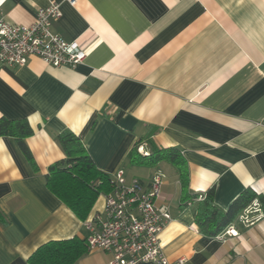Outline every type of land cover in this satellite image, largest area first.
Here are the masks:
<instances>
[{
    "label": "crops",
    "instance_id": "crops-1",
    "mask_svg": "<svg viewBox=\"0 0 264 264\" xmlns=\"http://www.w3.org/2000/svg\"><path fill=\"white\" fill-rule=\"evenodd\" d=\"M51 2L61 10L53 30L87 56L74 67L30 57L0 70V117L28 121L35 162L13 136H0V264H31L43 243L87 235L45 185L48 166L65 157L57 140L65 129L110 176L123 168L131 179L127 165L150 167L133 176L144 181L163 175L157 204L171 220L159 238L169 260L264 264V208L252 225L237 217L231 236H207L195 222L197 200L181 206L174 165L127 159L150 136L181 150L188 189L199 198L213 187L214 203L226 210L245 189L264 196V0H0V16L29 24ZM103 194L88 217L102 209ZM110 258L86 250L75 264Z\"/></svg>",
    "mask_w": 264,
    "mask_h": 264
},
{
    "label": "built area",
    "instance_id": "built-area-1",
    "mask_svg": "<svg viewBox=\"0 0 264 264\" xmlns=\"http://www.w3.org/2000/svg\"><path fill=\"white\" fill-rule=\"evenodd\" d=\"M74 5L76 0H67ZM61 16L60 3L51 2L35 11L29 24H16L0 16V70L4 66H23L37 57L53 67H74L84 61L87 49L77 41H68L53 30ZM138 151L147 155V144ZM163 175L157 171L148 181L125 177L123 168L111 176L112 188L104 193L101 210L84 220L87 251L103 250L111 254L108 264H184L183 257L169 260L164 254L159 235L171 220L165 205H158ZM238 215L245 226L254 224L263 214L258 199H253ZM233 225L218 235L231 236Z\"/></svg>",
    "mask_w": 264,
    "mask_h": 264
},
{
    "label": "trees",
    "instance_id": "trees-1",
    "mask_svg": "<svg viewBox=\"0 0 264 264\" xmlns=\"http://www.w3.org/2000/svg\"><path fill=\"white\" fill-rule=\"evenodd\" d=\"M32 134L33 129L26 119L10 120L0 117V136H13L26 158L35 165L31 151L25 143V138ZM57 140L65 157L48 166L45 185L79 220L84 221L98 196L111 190V176L95 166L81 139L70 129L59 133ZM142 142L139 139L129 151L128 161L142 165L166 161L174 165L181 184V206H187L197 200L195 222L201 233L216 236L255 198L262 209L264 208V196L256 194L250 188L238 195L226 210L214 203L213 187L207 189L204 196L199 198L188 189V166L178 147L158 146L148 136L145 142L148 144L149 153L143 155L138 151ZM85 252V239L74 236L43 243L35 249L28 260L31 264H75Z\"/></svg>",
    "mask_w": 264,
    "mask_h": 264
},
{
    "label": "rangeland",
    "instance_id": "rangeland-1",
    "mask_svg": "<svg viewBox=\"0 0 264 264\" xmlns=\"http://www.w3.org/2000/svg\"><path fill=\"white\" fill-rule=\"evenodd\" d=\"M128 166V178H132L133 176H140V175H138V173L139 172H142V171H146V169H149V168H147V167H143V168H140V167H131L130 165H127ZM130 166V167H129Z\"/></svg>",
    "mask_w": 264,
    "mask_h": 264
}]
</instances>
